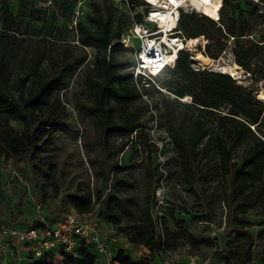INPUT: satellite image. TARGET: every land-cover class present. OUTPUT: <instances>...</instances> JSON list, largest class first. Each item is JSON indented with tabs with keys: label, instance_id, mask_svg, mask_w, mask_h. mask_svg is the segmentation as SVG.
I'll return each instance as SVG.
<instances>
[{
	"label": "trees",
	"instance_id": "1",
	"mask_svg": "<svg viewBox=\"0 0 264 264\" xmlns=\"http://www.w3.org/2000/svg\"><path fill=\"white\" fill-rule=\"evenodd\" d=\"M128 3L131 10H136L142 1L128 0ZM91 8L89 24L79 19L72 27L82 55L70 54L66 48L57 53L36 48L31 62L23 64L29 51L24 44L26 38L18 34L19 24L3 0L0 157L13 161L27 156L41 159L52 150L54 134L68 117L59 93L68 88L73 74L85 62L88 47L95 51L94 69L86 72L90 109L101 121L106 137L124 138L127 140L124 146L136 148L137 139L144 133L140 117L133 113L117 116L112 104L133 101L142 95L123 83V79L132 81L133 74L122 73L128 64L118 56L123 49L120 43L123 31L119 23L113 26L117 11L127 18V27L132 18L115 0L93 2ZM218 18L219 24L206 15L181 11L178 30L186 39L199 41L203 36L208 40L202 54L214 60L232 37L234 63L251 74L254 84L264 83V26L260 32L254 30L261 23L255 5L248 0H222ZM134 19L140 20V15L135 14ZM250 35L253 40L248 38ZM190 57L188 51L180 50L172 68H166L152 80L138 78L165 102L166 129L174 154L169 161L176 165V185L194 197L197 208L168 204L163 197L157 214L155 189L168 173L149 167L153 193L139 216L125 218L120 214L117 209L123 201L115 196L107 200L109 213H102L104 222L117 234L126 236L130 246H142L148 251L146 256L134 259L130 251L119 249L112 258L115 264H159L157 257L185 247L189 256L197 257L202 250H214L215 254H222L226 264H250L253 249L260 247L264 264V228L256 236L246 230L255 224L264 227V104L257 98V89L239 85L222 72L194 69ZM18 58H21L19 69ZM165 74L168 77L163 79ZM162 89L173 98L167 97ZM187 95L190 100L183 102L181 98ZM170 104H179L189 113L176 116ZM14 123L21 124L22 129L18 131ZM146 138L147 145L139 154L152 167L154 145L148 135ZM63 202L79 214H90L95 206L91 198L76 194L67 195ZM220 207L225 212L223 225L216 221V210ZM248 215L256 218L255 222L246 221ZM193 221L212 226L214 233L196 235L191 228ZM43 226L42 223L37 227ZM223 227L229 230L225 239L219 234ZM74 251L75 255L62 249L45 251L38 259L30 252L26 264H98L92 244L80 240Z\"/></svg>",
	"mask_w": 264,
	"mask_h": 264
},
{
	"label": "rangeland",
	"instance_id": "2",
	"mask_svg": "<svg viewBox=\"0 0 264 264\" xmlns=\"http://www.w3.org/2000/svg\"><path fill=\"white\" fill-rule=\"evenodd\" d=\"M99 1L51 0L52 5H44L46 0H6L10 12L19 24L18 34L26 38L24 44L29 48L23 64L31 62L32 53L36 48L45 53H57L66 48L70 54L82 55L83 51L76 42L77 36L72 29V22L76 18L89 24L87 18L92 13L91 4ZM2 2L3 0H0V5ZM118 23L123 33L126 32L128 20L122 11L116 12L113 26ZM261 29L257 28V25L254 26L256 32H260ZM138 45L139 41L133 39L129 47L122 45L123 49L118 53L119 59L128 62L122 70L124 76L132 72ZM194 47L188 51L192 58L200 48ZM230 51L225 46L226 53L221 56L222 64L233 65ZM85 53L87 54L85 62L73 74L68 88L59 93V99L67 109L68 117L60 130L54 134L52 150L41 159L27 156L13 161L0 157V225L40 226L44 220L49 226L56 228L70 209L63 202L70 194L89 197L95 202L93 212L87 216V221L93 224L106 223L102 213H109L107 200L113 196L123 201V205L117 211L125 218L139 216L146 199L153 193L154 183L150 184L149 167L168 173L162 181V197L166 198L168 204L186 206L190 210L197 208L194 197L176 185V165L169 161L174 154L166 129L165 102L162 96L134 75L130 82L123 79L124 84L129 88L133 87L142 95L133 101H113L115 115L128 113L138 115L144 133L137 139L135 149L124 146L127 141L124 138L106 137L101 121L90 109L89 85L86 79V72L94 69L95 51L88 47ZM20 59L18 58L16 64L17 69ZM193 64L195 65L194 60ZM241 74L237 84L257 89L256 93L264 89V83L254 84L251 74L246 77L244 70ZM167 77V74L162 76L163 79ZM162 91L167 97L173 98L165 89ZM261 102L264 104V101ZM170 107L176 116L189 113L187 108L179 104H170ZM13 125L18 131L22 129L19 123ZM144 134L148 135L154 145L152 167L147 158L139 154L144 144L147 145V135ZM158 189L159 187L155 189V198ZM224 213L221 207L216 210L217 222L221 224L224 222ZM245 218L250 219L248 216ZM191 228L198 236L213 234L215 231L212 226L197 221L191 222ZM228 231L224 228L219 234L225 239ZM211 254H215V251L205 249L200 251L198 256L207 259ZM28 256L30 254L26 253L20 264H26ZM55 260L60 261L58 253ZM111 263L112 260L108 257L104 258V262L98 260V264Z\"/></svg>",
	"mask_w": 264,
	"mask_h": 264
},
{
	"label": "built area",
	"instance_id": "3",
	"mask_svg": "<svg viewBox=\"0 0 264 264\" xmlns=\"http://www.w3.org/2000/svg\"><path fill=\"white\" fill-rule=\"evenodd\" d=\"M142 4L131 10V5L128 0H115V2L123 5L132 22L126 32L122 34L120 39L121 45L129 47L133 39L139 41V45L135 50V62L132 68V74L135 77L142 76L147 79H154L166 68H172L175 64L177 55L180 50L190 51L188 49V40L178 30V22L181 11L196 12L208 16L204 11V6L212 5L216 0H141ZM256 7V15L260 17L261 23L257 28L264 26V0H248ZM44 5H52L51 0H46ZM140 15V20H135V14ZM78 15V12H76ZM219 24L220 18L208 16ZM77 19L73 20L72 25L75 26ZM195 47L200 46V52L204 50V46L208 43L203 36ZM248 38L253 40V36ZM232 40L230 37L226 42V48L231 50ZM194 47V48H195ZM222 51L220 58L225 54ZM231 62L234 63L233 55L230 51ZM169 56H173L172 59ZM191 58V66L194 69H199L193 64ZM214 60V59H213ZM217 60V59H216ZM239 67V66H238ZM241 73L242 68L239 67ZM213 71L222 72L220 70ZM223 73V72H222ZM228 75V74H227ZM231 77L236 83H239L236 78ZM250 73L246 72V77ZM163 171V170H161ZM157 206L156 212L160 214L158 205L163 204L162 197V182L157 191ZM89 214H79L72 209H69L60 222V224L50 229L48 227L29 226L24 229H15L8 226L0 225V246L5 240H17L31 248L32 256L35 259L41 257L42 253L50 250L62 249L68 254L75 255V246L78 241L83 240L87 244H92L98 256H106L108 254V246L104 240L100 238L99 231L95 224L87 221ZM111 264H115L113 261ZM187 264H211L207 259H202L197 256H189Z\"/></svg>",
	"mask_w": 264,
	"mask_h": 264
},
{
	"label": "crops",
	"instance_id": "4",
	"mask_svg": "<svg viewBox=\"0 0 264 264\" xmlns=\"http://www.w3.org/2000/svg\"><path fill=\"white\" fill-rule=\"evenodd\" d=\"M248 217L250 219L247 220L245 218L246 221L255 222L254 219L256 218L251 215H248ZM42 221L44 225L43 227H48L50 229L55 228V226H49V224L46 223L44 220ZM1 225L15 229H24L26 227L31 226L21 224ZM95 225L99 231L100 238L104 240L108 246V254L106 256H98L101 261L104 262V258L106 259L107 257L112 260V258L119 249L130 251L133 254L134 259H138V257H140L142 254L144 256L148 254V251L142 246L135 248L130 246L127 241V237L121 234H117L114 228L108 223H103L101 225L95 223ZM263 228L264 227L255 224L252 227L247 228L246 230L252 236H256ZM30 251L31 248L22 242H18L17 240H5L2 242V247L0 246V264H20V261L24 260L25 254L30 253ZM262 252L263 251L260 247L254 248L250 264H263L261 261ZM188 257V247H185L180 249L179 251L157 257L156 262H158L159 264H187ZM207 260H209L211 264H226L222 257V254H211L207 258Z\"/></svg>",
	"mask_w": 264,
	"mask_h": 264
},
{
	"label": "bare ground",
	"instance_id": "5",
	"mask_svg": "<svg viewBox=\"0 0 264 264\" xmlns=\"http://www.w3.org/2000/svg\"><path fill=\"white\" fill-rule=\"evenodd\" d=\"M222 0H216L212 5H206L204 6V11L208 16H212L214 18H218V11L220 7V3ZM188 40V49L191 50L192 47H194L196 44L199 43L198 40ZM173 56H169V58L172 59ZM193 60L195 61L196 66H201L203 68H211L214 67L216 70H220L225 74H228L236 79H239L241 77V71L239 70L238 65H226L222 64V57H220L218 60H213L208 57H205L201 52L197 51L194 54ZM257 98L264 101V89H262L259 93H257ZM183 102H187L190 100V97L184 96L181 98Z\"/></svg>",
	"mask_w": 264,
	"mask_h": 264
},
{
	"label": "water",
	"instance_id": "6",
	"mask_svg": "<svg viewBox=\"0 0 264 264\" xmlns=\"http://www.w3.org/2000/svg\"><path fill=\"white\" fill-rule=\"evenodd\" d=\"M257 95V94H256Z\"/></svg>",
	"mask_w": 264,
	"mask_h": 264
}]
</instances>
